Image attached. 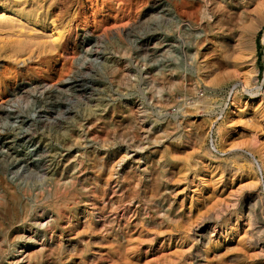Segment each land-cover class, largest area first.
I'll list each match as a JSON object with an SVG mask.
<instances>
[{"label":"rangeland","instance_id":"374dc122","mask_svg":"<svg viewBox=\"0 0 264 264\" xmlns=\"http://www.w3.org/2000/svg\"><path fill=\"white\" fill-rule=\"evenodd\" d=\"M215 7L210 25L201 0H0V11L33 13L49 47L14 58L0 48V106L14 111L0 115V264H36L29 263L32 252L42 264H195L204 238L197 225L210 207L207 190L217 192L215 182L202 186L198 176L210 161L222 162L226 173L250 164L243 152L251 148L249 132L232 105L235 84L250 103L242 108L245 118L258 108L241 84L245 65L228 68L205 56L202 40L220 48L223 29L232 43L242 25L237 8L220 28L223 16ZM56 32L63 36L60 49L51 48ZM255 55L261 85L264 24ZM208 59L217 62L213 71L202 67ZM233 70L239 77L225 78ZM40 87L44 94L36 98ZM229 116L233 129L219 134ZM101 158L105 170L98 172ZM25 160L35 166L27 169ZM240 175L214 201L251 182L248 172ZM69 184L67 204L47 206ZM9 203L14 214L5 209ZM169 234L184 238L168 247L160 236ZM114 237L125 251L115 250ZM237 241L230 254L241 256L237 262L229 255L220 260L225 251L212 249V263L264 264V252L243 251Z\"/></svg>","mask_w":264,"mask_h":264},{"label":"bare ground","instance_id":"6f19581e","mask_svg":"<svg viewBox=\"0 0 264 264\" xmlns=\"http://www.w3.org/2000/svg\"><path fill=\"white\" fill-rule=\"evenodd\" d=\"M234 1L236 2L234 4L235 6L231 4L232 5L231 8L230 5L227 3L228 0H201L204 7L203 16L208 20V24L211 25L215 20V19L212 20L214 17V14L212 12L214 10L213 8H211L214 4L216 5L215 8H217V10L221 12L223 18L222 20L218 21L220 23V28H224L227 25L226 23H224L223 19L226 17L229 18L231 11H233L232 9L238 8L242 11V16L240 20L242 25L239 28L236 40H232V43L231 41H227L226 40L227 38L224 35L225 30L223 29V33L221 32L216 38L220 48H212V44H213L211 42L212 40H207V39L202 40L205 41L202 42V45L203 47H205L204 48L206 51L205 56L208 55L207 58L209 57V55H214L216 59L217 58L222 59L217 62H220L221 65H223L224 67L236 68L238 66L245 65V68L247 69L242 74L243 80L241 81V84L244 88V91L247 92V94L248 93L250 94L251 96L250 101L252 103L255 102V104H258L257 105L258 108L257 110H255L250 114L249 119L245 118L248 115L247 113H243L244 111L242 110V108L250 103L242 99V97L239 95V91L237 89L238 84H235L234 94L232 92L233 94L232 105H233V109L236 108V110L238 111V113L235 112V115L240 114L241 118H239V120L240 123L242 124V127L248 129L249 132L247 134L249 135L248 140H250L248 144L251 148L247 150L243 149V152H244V159L249 161L250 164L248 163L249 165H244L243 167L244 171H242L241 168L238 169L232 168L228 171V173H226V171L223 169L224 164L222 162L210 161L207 165L208 167L204 168L202 174L198 176L197 179V181L199 182L198 184L202 186H206V183L208 184L210 181L215 182V184L217 185V192L216 194H212L209 188L207 190L206 203L207 202L210 203V205H208V207L209 206L210 207L208 209V212L206 213L207 215L204 222H201L200 225H197L199 232L202 233L204 238L202 239V246L200 248L198 247L199 255L197 257L192 258V261H194L193 263L195 264H213L212 258L210 257V252L212 249H218V250L223 249V251H225L224 253L218 256L220 260H223L224 258H226L225 256L229 255L228 259L237 262V260H239L241 256L230 255L232 251L236 250L237 248L233 246L234 242H236V238L238 240L237 241L238 245L244 246L245 249L243 251L258 249L262 253L264 252V237H263L264 236L263 235L264 234V216H263L264 200L261 197L262 193L261 194L258 193L259 191L258 187L260 186L259 184L261 182V178L259 174L262 176V179H264V141L263 139L259 138L260 135H258V132L261 133L260 131H262L263 128L262 125L264 124L260 123L261 125L260 126L256 118V116H258V119L262 121V123H264V80L263 83L259 85L260 71L256 66V55H255V36L258 30L264 24V6L263 4L259 5L257 3V0H234ZM15 30H19L20 35L17 36ZM41 31L42 33L44 32L43 27L39 25L38 20L34 17V14L31 12L27 13L26 11H23L21 13H10L6 9L0 11V37L4 38L3 41H0V48H8L7 54L10 56V58L18 57V55L20 54L26 55L28 53H31L34 50V48H37L40 53H44L49 47H47V45H45V43L41 41V39H44V37L41 35L42 33L40 34ZM52 35L54 36V41H53L54 46L51 48L52 49L62 48L61 45L56 44L58 40L62 39L63 37L62 33L56 32V33H52ZM5 42H7V45L4 44ZM217 62H213L208 59L206 61H202L203 63L202 67L204 69L213 71L214 70L213 67L215 64H217ZM237 71L233 70V72L227 74V77L225 78H233V77L238 78L239 75L237 74ZM40 90L41 93L39 96H36V98H42V95L44 94L43 93L44 87H40ZM7 101L15 102V100L12 98L8 99ZM13 112L14 111H11L10 108L0 106V115L6 114V118H8ZM232 120H233L232 117L229 116V118L225 119L223 123L220 124V126L217 128L219 134H221V132H223L224 130L233 129V127H231L230 125V122ZM256 154L259 155V159L256 158L257 157ZM24 163H25V167H27L28 169L29 166H35L36 161L25 160ZM97 166H98V172H102L103 169L105 170L103 158L100 159L99 164ZM19 171H17V173ZM235 171H238L240 173L248 172V174H250L251 176L249 175L247 176L249 179H252L251 182L247 183L246 186L240 185L236 191H230V193L228 194L227 198L224 199V201H222V198L214 201V198L217 197L218 194L220 195L218 197L219 198L221 197L222 192H224L227 189L230 183L240 182L242 177H240L241 176L240 173L237 174L235 173ZM59 177L61 179H64L65 175L63 173H60ZM152 182H154V179ZM70 186H71L70 184L65 186V192L62 193V195L59 196L57 200L47 201L46 202L47 206L59 207L61 204L65 206L68 200L71 198L70 192H67L68 190H70ZM244 187L247 188V191L244 190L245 189ZM182 192L184 196H186L185 189H183ZM193 192L195 193L196 190ZM191 197L193 198V196ZM240 200L242 201L241 206L237 207L239 205ZM216 202L217 204H215ZM10 205H11L10 203L7 204L5 208L9 215L15 213V207ZM230 208H232L233 210ZM259 209L260 211L262 210L261 212L262 214L259 212ZM56 213H58L57 210ZM224 214H226V218L224 220V223L220 224V221H222L221 218L224 216ZM260 214L263 217L262 218L263 222L258 221V216ZM165 217L169 220V216H165ZM57 221H58V217L54 219L55 225L57 224ZM85 224H87V228L93 229L94 224H92L88 219L85 220ZM192 225L193 223L191 224V226ZM259 225H261L260 228H262L263 230L261 231V236L255 237L254 231L256 227ZM183 232H184V237L187 236L191 237L188 231H183ZM184 237H178V236L175 237L172 234H169L167 236L165 235L160 236V240H162V242H164L166 246L169 247L174 242V240L175 242H177L178 239H180L181 241L183 240ZM199 240L197 241L196 238H194V241L198 243ZM112 242H113L112 244H114L116 251L123 252L126 250L124 244L119 239L114 237L112 238ZM32 260H36V264H42L43 259L42 258L40 259L38 252H32L29 255V263H31Z\"/></svg>","mask_w":264,"mask_h":264}]
</instances>
